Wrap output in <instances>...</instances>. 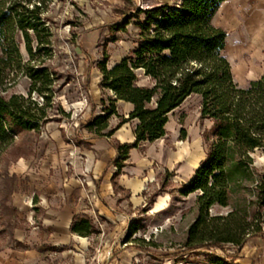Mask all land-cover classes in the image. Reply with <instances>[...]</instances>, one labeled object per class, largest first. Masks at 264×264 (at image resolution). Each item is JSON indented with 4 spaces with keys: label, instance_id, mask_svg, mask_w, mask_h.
<instances>
[{
    "label": "trees",
    "instance_id": "16d2710c",
    "mask_svg": "<svg viewBox=\"0 0 264 264\" xmlns=\"http://www.w3.org/2000/svg\"><path fill=\"white\" fill-rule=\"evenodd\" d=\"M34 1L0 0V153L20 135L38 136L48 122L62 121L50 112L57 71L45 65L53 55L54 33L46 25L43 4ZM227 1L181 0L138 8L140 44L112 67L107 60L99 63L102 88L112 94L105 115L84 125L97 137H112L125 123L138 120L135 141L116 142L115 163L121 169L132 148L166 134L170 115L189 97L202 98V118L213 120V126L204 134L206 158L180 190L185 196L198 193L197 213L183 248L224 250L226 255H212L213 264H238L227 246L237 248V257L250 239L264 236V168L256 165L254 156L257 150L264 151V74L246 87L235 81L224 54L228 32L214 23ZM129 22L130 18L122 28ZM25 77L31 79L28 93L14 92ZM119 100L134 105L128 117L118 112ZM59 111L70 116L61 106ZM113 115L119 122L110 127ZM216 206L229 210L212 213ZM138 228L132 224L129 233ZM72 231L81 236L97 233L88 217L78 218Z\"/></svg>",
    "mask_w": 264,
    "mask_h": 264
},
{
    "label": "rangeland",
    "instance_id": "374dc122",
    "mask_svg": "<svg viewBox=\"0 0 264 264\" xmlns=\"http://www.w3.org/2000/svg\"><path fill=\"white\" fill-rule=\"evenodd\" d=\"M261 1L264 4V0ZM180 2L181 0L34 1V4H43L46 25L54 33L53 55L51 58L45 55V65L57 71L54 78V108L50 112L51 115L62 117V121L48 122L47 125L60 122L70 126L91 109L96 112V116L105 115L104 106L109 104L108 98L112 92L102 88L103 74L99 63L107 60L108 67H112L139 46L140 30L136 25L139 21L138 8L147 9L163 3L175 5ZM228 6L230 5L225 4L223 8ZM129 18L130 22L122 28ZM216 24L228 32L224 54L232 66L235 65V81L241 86H249L251 81L264 74V52L260 57L250 52L244 53L245 62L251 65L255 61L257 69L253 76H248V69H244L242 62L236 60V44L229 46L227 43L236 29L224 23L220 16ZM23 50L29 59L24 45ZM239 60L242 61V58ZM30 85L31 79L25 77L13 91L27 94ZM33 96L43 101L38 93ZM201 102L202 98L198 95L189 97L170 115L166 134L149 144L148 148H142L143 152L151 151L153 161L145 201L137 208L127 207V215L117 223L106 219L95 222L97 233L91 236L93 240L89 249L78 252L79 264H213L211 259L214 253L227 254L220 248L215 251H185L183 248L187 228L197 213L194 206L198 193L185 196L180 190L190 181L188 171L191 164L195 161L201 164L206 158L208 146L204 134L213 126V120L202 118ZM59 106L69 112L70 116L60 113ZM117 109L119 113H126L128 106L117 102ZM118 122L119 118L113 115L110 127L116 126ZM183 130H186L185 137ZM46 149L47 146L41 140L38 141V136L24 133L0 153V174L7 175L0 178V264H16V250H24L27 243L16 237L29 234L35 226H40L28 219L24 211L18 214L13 207L15 182L21 179L24 184L27 178L23 174L12 178L8 175L9 167L20 155L34 159L39 151ZM254 156L256 165L263 169L264 151L257 150ZM121 193L122 196H129L126 191ZM228 210L216 206L211 211L216 214L226 213ZM261 221L264 230V215ZM132 224H137L139 228L137 232L129 233ZM258 237L263 241V244H256V247L261 245L262 249L258 264H264V236ZM227 249L238 264H243L244 257L240 255L242 251L236 257L237 248L234 245H228Z\"/></svg>",
    "mask_w": 264,
    "mask_h": 264
},
{
    "label": "crops",
    "instance_id": "0c3cea01",
    "mask_svg": "<svg viewBox=\"0 0 264 264\" xmlns=\"http://www.w3.org/2000/svg\"><path fill=\"white\" fill-rule=\"evenodd\" d=\"M233 2L222 4L215 24L223 6L229 4L226 9H232ZM118 102L128 106L126 113H120L128 117L134 105ZM94 116L96 112L91 109L70 126L60 122L46 124L38 141L47 149L39 151L34 159L20 155L9 167L12 178L22 174L27 178L24 184L21 179L15 182L13 207L40 225L29 234L16 237L27 242L24 250H16V264H79L78 252L89 249L93 238L72 231L78 218H91L94 224L99 219L117 223L127 215V207L137 208L145 201L153 161L151 151L143 152L142 148H148L151 142L132 148L121 169L115 163L119 157L116 142H134L138 120L125 123L112 137H97L84 126ZM80 123L83 125L77 127ZM122 191L129 198L122 196ZM260 240L261 237H254L245 245L240 254L243 264H258L262 249L256 244H263Z\"/></svg>",
    "mask_w": 264,
    "mask_h": 264
},
{
    "label": "bare ground",
    "instance_id": "6f19581e",
    "mask_svg": "<svg viewBox=\"0 0 264 264\" xmlns=\"http://www.w3.org/2000/svg\"><path fill=\"white\" fill-rule=\"evenodd\" d=\"M233 1L232 9L223 8L220 12V17L224 23L236 29V33L227 43L229 46L236 44V60L242 62L244 69H248V76H253L257 71L255 61L250 65L245 62L243 55L245 52H250L254 56L260 57L264 52V10H262L264 4L261 0ZM241 58L242 61L239 60ZM249 65L251 70H249ZM232 69L234 72L235 65L232 66ZM199 165V161L191 164V168L188 171L189 177H192Z\"/></svg>",
    "mask_w": 264,
    "mask_h": 264
},
{
    "label": "built area",
    "instance_id": "2783aa9c",
    "mask_svg": "<svg viewBox=\"0 0 264 264\" xmlns=\"http://www.w3.org/2000/svg\"><path fill=\"white\" fill-rule=\"evenodd\" d=\"M77 125V127H79L80 125L79 124H76ZM86 129H87V127H86ZM88 130V129H87Z\"/></svg>",
    "mask_w": 264,
    "mask_h": 264
}]
</instances>
